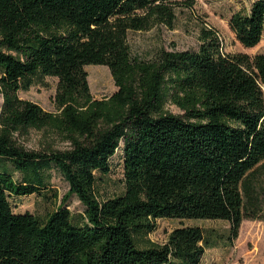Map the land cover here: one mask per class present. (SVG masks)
Returning <instances> with one entry per match:
<instances>
[{
    "label": "trees",
    "instance_id": "16d2710c",
    "mask_svg": "<svg viewBox=\"0 0 264 264\" xmlns=\"http://www.w3.org/2000/svg\"><path fill=\"white\" fill-rule=\"evenodd\" d=\"M196 0H0V264H201L200 225L147 237L159 217L221 218L238 236L245 218H264V51L226 52L200 29L197 49L161 47L133 55L130 30L174 27L176 9ZM229 25L246 47L264 30V0ZM105 64L118 86L94 97L86 64ZM58 76L57 111L22 98ZM171 102L182 109H166ZM30 128L68 141L29 148ZM122 147L124 189L100 198L96 171ZM85 205L40 216L15 211L13 196L47 195L51 169Z\"/></svg>",
    "mask_w": 264,
    "mask_h": 264
},
{
    "label": "rangeland",
    "instance_id": "374dc122",
    "mask_svg": "<svg viewBox=\"0 0 264 264\" xmlns=\"http://www.w3.org/2000/svg\"><path fill=\"white\" fill-rule=\"evenodd\" d=\"M254 0H196L193 7H178L174 27L165 24L155 25L148 30H130L128 42L133 55L151 58L161 47L167 49H197L200 44V29L203 25L214 28L220 36L226 52L247 51L254 55L264 51V30L259 43L252 47L244 46L229 25L231 15L237 11H249ZM91 91L96 98L110 96L117 90L110 68L105 64H86ZM59 78L46 75L42 81L28 89H20L22 98L38 103L47 111H57L55 95ZM3 95L0 92V113ZM166 109L183 113L177 105L168 102ZM20 140L29 148H41L53 143L65 148L68 141L60 140L53 134L30 128ZM95 189L100 198L114 196L124 189V158L120 147L111 157V170L107 173L96 171ZM259 182L264 184V167L259 174ZM47 195L33 193L13 196L11 202L15 211H30L40 216L67 205L74 214H81L85 205L76 194H71L65 202L63 198L69 190V183L56 168L51 169V179L44 189ZM156 226L147 237L156 242L167 240L169 233L180 225H200L208 239L201 264H264V218H245L239 228L238 236L232 238L229 220L216 218H173L159 217Z\"/></svg>",
    "mask_w": 264,
    "mask_h": 264
}]
</instances>
